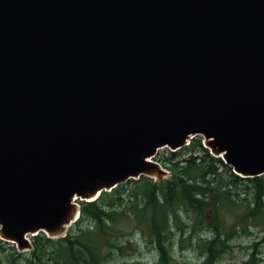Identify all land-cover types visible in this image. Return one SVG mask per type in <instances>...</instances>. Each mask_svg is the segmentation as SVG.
Segmentation results:
<instances>
[{
  "label": "water",
  "instance_id": "obj_1",
  "mask_svg": "<svg viewBox=\"0 0 264 264\" xmlns=\"http://www.w3.org/2000/svg\"><path fill=\"white\" fill-rule=\"evenodd\" d=\"M196 136L264 176V0H0V240L64 238L80 203Z\"/></svg>",
  "mask_w": 264,
  "mask_h": 264
},
{
  "label": "trees",
  "instance_id": "obj_2",
  "mask_svg": "<svg viewBox=\"0 0 264 264\" xmlns=\"http://www.w3.org/2000/svg\"><path fill=\"white\" fill-rule=\"evenodd\" d=\"M157 162L170 178L129 180L80 203V216L64 238L40 233L31 237L29 252L0 240V264H128L138 242L159 264H169L174 246L182 250L184 243L199 251V264H219L234 239L249 236L251 228L264 232V176L233 174L199 136ZM242 264L257 262L250 256Z\"/></svg>",
  "mask_w": 264,
  "mask_h": 264
},
{
  "label": "rangeland",
  "instance_id": "obj_3",
  "mask_svg": "<svg viewBox=\"0 0 264 264\" xmlns=\"http://www.w3.org/2000/svg\"><path fill=\"white\" fill-rule=\"evenodd\" d=\"M168 151L169 150L166 148L158 150L154 160L157 162V158L167 155ZM250 231L251 234L249 236H240L230 242V247L226 253L221 256L219 264H242L247 261L250 256L254 257V261H256L257 264H264V241H262V238L264 237L263 229L256 227L251 228ZM185 244L186 243L183 244L182 250L176 245L174 246L173 251L170 253L169 264H199L201 262L202 259L199 255V251H193L189 247H185ZM7 245L11 246L12 244L8 243ZM137 246L138 251L134 253V256L128 257L124 261L128 262V264L135 262L159 264L154 254L147 253L140 242H138ZM113 264L116 263L114 262Z\"/></svg>",
  "mask_w": 264,
  "mask_h": 264
}]
</instances>
